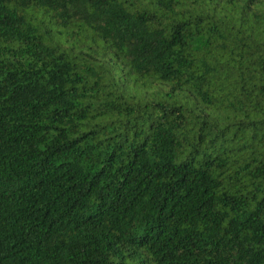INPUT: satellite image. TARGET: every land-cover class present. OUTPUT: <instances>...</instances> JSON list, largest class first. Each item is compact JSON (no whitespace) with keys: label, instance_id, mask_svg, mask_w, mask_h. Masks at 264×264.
I'll list each match as a JSON object with an SVG mask.
<instances>
[{"label":"trees","instance_id":"16d2710c","mask_svg":"<svg viewBox=\"0 0 264 264\" xmlns=\"http://www.w3.org/2000/svg\"><path fill=\"white\" fill-rule=\"evenodd\" d=\"M0 264H264V0H0Z\"/></svg>","mask_w":264,"mask_h":264}]
</instances>
